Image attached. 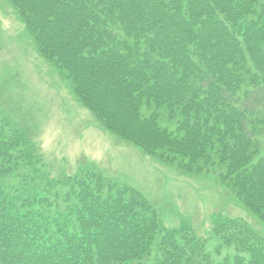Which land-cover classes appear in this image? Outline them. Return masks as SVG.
Wrapping results in <instances>:
<instances>
[{
	"label": "trees",
	"instance_id": "trees-1",
	"mask_svg": "<svg viewBox=\"0 0 264 264\" xmlns=\"http://www.w3.org/2000/svg\"><path fill=\"white\" fill-rule=\"evenodd\" d=\"M9 1L106 131L184 173L217 172L264 225V0ZM41 160L0 126V264H213L135 189L92 167L50 180ZM212 233L232 264H264L247 223L218 216Z\"/></svg>",
	"mask_w": 264,
	"mask_h": 264
},
{
	"label": "rangeland",
	"instance_id": "rangeland-1",
	"mask_svg": "<svg viewBox=\"0 0 264 264\" xmlns=\"http://www.w3.org/2000/svg\"><path fill=\"white\" fill-rule=\"evenodd\" d=\"M0 126L7 135L22 133L35 143L45 165L42 173L50 180L92 167L140 192L166 228L187 222L205 239L213 264H232L235 255L213 235L215 217L245 222L264 238L263 223L217 182L216 174H182L104 130L76 99L69 82L39 54L9 0H0Z\"/></svg>",
	"mask_w": 264,
	"mask_h": 264
}]
</instances>
